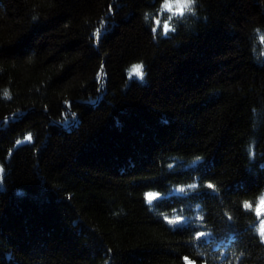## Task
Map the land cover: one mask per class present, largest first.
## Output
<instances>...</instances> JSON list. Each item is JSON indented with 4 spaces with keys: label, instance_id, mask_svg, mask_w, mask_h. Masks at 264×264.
I'll use <instances>...</instances> for the list:
<instances>
[{
    "label": "trees",
    "instance_id": "1",
    "mask_svg": "<svg viewBox=\"0 0 264 264\" xmlns=\"http://www.w3.org/2000/svg\"><path fill=\"white\" fill-rule=\"evenodd\" d=\"M262 40L264 0H0V264H264Z\"/></svg>",
    "mask_w": 264,
    "mask_h": 264
},
{
    "label": "snow or ice",
    "instance_id": "2",
    "mask_svg": "<svg viewBox=\"0 0 264 264\" xmlns=\"http://www.w3.org/2000/svg\"><path fill=\"white\" fill-rule=\"evenodd\" d=\"M175 2L177 4H185V5L195 4V0H175ZM165 6L168 7V4L166 3ZM157 23H159V22H157ZM168 31H169V25L165 24L163 26V34L166 35ZM142 69H143V65L142 64L133 65L132 68L129 70V73H128L129 78L131 79L133 76H135V77H137V78L142 80L143 79ZM29 139H30V137H29ZM0 171H2V169H0ZM208 187L212 188V185L209 184ZM261 203L264 204V201H262ZM245 207L246 208H250L251 205L245 204ZM256 213H257L258 216L261 214V208L260 207L256 208ZM172 223H174V221ZM261 232H262V234H264V222H262V224H261Z\"/></svg>",
    "mask_w": 264,
    "mask_h": 264
},
{
    "label": "clouds",
    "instance_id": "3",
    "mask_svg": "<svg viewBox=\"0 0 264 264\" xmlns=\"http://www.w3.org/2000/svg\"><path fill=\"white\" fill-rule=\"evenodd\" d=\"M259 31V30H257ZM262 43H264V40L261 41ZM258 233L261 236V241L264 242V234H262L261 230L258 229Z\"/></svg>",
    "mask_w": 264,
    "mask_h": 264
},
{
    "label": "rangeland",
    "instance_id": "4",
    "mask_svg": "<svg viewBox=\"0 0 264 264\" xmlns=\"http://www.w3.org/2000/svg\"><path fill=\"white\" fill-rule=\"evenodd\" d=\"M262 209L264 210V204H262ZM188 264H196L194 261H192L191 259L187 260Z\"/></svg>",
    "mask_w": 264,
    "mask_h": 264
}]
</instances>
